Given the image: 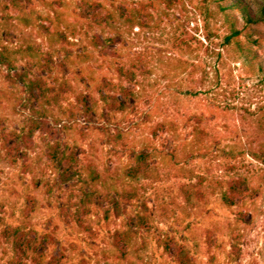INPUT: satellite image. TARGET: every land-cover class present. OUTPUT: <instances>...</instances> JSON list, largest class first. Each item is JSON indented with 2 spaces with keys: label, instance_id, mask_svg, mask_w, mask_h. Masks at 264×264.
Wrapping results in <instances>:
<instances>
[{
  "label": "rangeland",
  "instance_id": "rangeland-1",
  "mask_svg": "<svg viewBox=\"0 0 264 264\" xmlns=\"http://www.w3.org/2000/svg\"><path fill=\"white\" fill-rule=\"evenodd\" d=\"M257 2L0 0V52L13 62L0 65V231L27 232L39 259L23 264H180L181 246L190 264H264ZM38 79L57 103L29 92ZM57 145L77 158L69 181ZM142 151L143 176L125 177ZM131 188L138 197L114 191ZM13 254L0 239V264Z\"/></svg>",
  "mask_w": 264,
  "mask_h": 264
},
{
  "label": "trees",
  "instance_id": "trees-1",
  "mask_svg": "<svg viewBox=\"0 0 264 264\" xmlns=\"http://www.w3.org/2000/svg\"><path fill=\"white\" fill-rule=\"evenodd\" d=\"M235 3L241 4V2L235 1ZM258 7V12L260 15V18H264V0H260V2L255 3ZM225 9V6H224ZM248 9V8H246ZM248 11V10H247ZM243 12L244 18L247 20L249 23L256 22L257 19H253L252 15L250 12ZM259 18V19H260ZM239 33L238 30H234L232 35H236ZM8 65L10 68L13 67V62L12 59L10 58L9 55H7L4 52H0V65ZM8 77L14 81L17 82L20 79L24 80L21 74H16V75H11L9 74ZM27 88L29 92L34 95V90L37 89L41 92L43 99L46 101L48 104H52V102H58L59 98V92L56 91L55 88H51L47 86L44 81L38 79V80H31L30 82L27 83ZM125 88H123L124 90ZM54 92L51 94L48 92ZM130 92L124 91L125 95H128ZM107 100L108 98L105 97ZM79 100L83 103L86 104V96L81 94L79 96ZM108 101V100H107ZM109 107L112 111H124L125 108L127 107L126 102H122L119 100H114L112 102H109ZM34 125H36L35 128H38V124L36 122H33ZM51 157L57 162L59 167H62V176L64 177V180L69 181L72 177L71 170L73 169V162L77 159L74 154H66L63 153L61 150L60 146H53L51 148ZM149 157V154L142 151L136 154L135 156V163L127 166L125 170L123 171V174L125 177L135 180L139 179L141 176L144 174V169H145V163L147 162V159ZM92 173V172H91ZM94 174V173H93ZM92 175L93 179L95 180L98 176L97 175ZM117 195L125 197V198H134L138 197V191L135 188L131 189H124L122 191L119 190H114ZM223 200L225 203L232 205L234 204V198L233 196L229 195L228 193L224 192L223 193ZM113 203L115 204V208H118V202L113 198ZM144 206L147 207V205L144 203ZM139 222L141 224L145 223L148 220L147 214H139ZM133 237V231L132 230H126V231H117L115 233V240L117 243L120 241H124L129 243L132 240ZM0 239L4 243H8L12 249H13V257H12V263L15 264H23L25 262V259L32 258L33 260L39 259V256L35 253L36 247L33 243L32 240L29 239L27 236V232L22 231L20 226H10L7 227L3 230L0 231ZM168 245V244H167ZM176 258L179 261L180 264H190V257L188 254V250L186 247L181 246L178 252L176 253Z\"/></svg>",
  "mask_w": 264,
  "mask_h": 264
}]
</instances>
